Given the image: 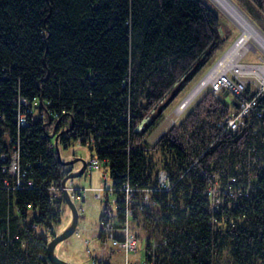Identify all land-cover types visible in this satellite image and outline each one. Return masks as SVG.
I'll use <instances>...</instances> for the list:
<instances>
[{
	"label": "trees",
	"instance_id": "trees-1",
	"mask_svg": "<svg viewBox=\"0 0 264 264\" xmlns=\"http://www.w3.org/2000/svg\"><path fill=\"white\" fill-rule=\"evenodd\" d=\"M250 1L264 8V0ZM227 38L205 0H0V158L20 143L26 183L33 181L17 190L0 171V264H52L49 242L35 230L45 225L56 235L61 212L48 189L68 176L44 123L21 127V98L48 118L72 117L82 144L94 136L114 188L153 189L158 207L132 218L147 259L213 264L230 249L235 264L264 262V117L250 113L239 131L219 137L217 123L233 109L209 89L156 144L145 142ZM152 150L163 153L170 191L154 190L161 171L153 173ZM230 177L238 188L252 185L249 193L214 205L204 195L209 184Z\"/></svg>",
	"mask_w": 264,
	"mask_h": 264
},
{
	"label": "rangeland",
	"instance_id": "rangeland-1",
	"mask_svg": "<svg viewBox=\"0 0 264 264\" xmlns=\"http://www.w3.org/2000/svg\"><path fill=\"white\" fill-rule=\"evenodd\" d=\"M205 1L219 12L223 27H225V32L227 33L228 38L226 42L222 44V46L219 48V50L216 52L215 56L210 60L207 66L203 69L201 74H199L194 79V81L191 82V84L179 95V97H177L173 101V103L166 109L165 114L158 125L147 134L145 142L151 146L156 144V142L162 135H164L171 128L175 127V125L183 121V119L189 114V112H191L195 108L202 95L196 98L191 107L185 110L183 114L182 112H178V107L184 100V98L190 93V91L196 86V84L202 77H204L205 75L207 76L209 72H211V70L219 64V62L227 55V53L234 46V44L242 34L241 28L229 18V16L219 7L215 0ZM232 1L264 32V8H257L250 0ZM238 59H241V61ZM237 60L243 62L246 65L251 63L264 65V51L257 45H251L247 50L243 49V52L240 54L239 58L236 59V61ZM248 81H250L249 83L251 84L253 83L255 87L260 84L258 82V77L256 76H254V78H248ZM209 89H212L210 88V84H208V86L204 90L206 91ZM216 96L222 99L227 104L231 105V108L233 110L236 109V106L233 102V97L230 94L220 92V94ZM62 120H67V123L64 125H66V128L69 129L70 124L68 121L71 122V119L68 120V118H66L65 116L62 118ZM43 123L45 124V128H48L50 132H52V130L56 127V124L51 125V123H48V121H43ZM63 130H65V127L61 128L60 134ZM52 141H54V139H52ZM59 142L62 160L75 161L73 164L65 166V171L68 172V175L79 173L84 166L83 161L87 163V160L91 156L97 155V151L95 149H91L89 146L82 144L81 141L75 139L74 137L69 138L66 143L62 140V138ZM150 155H152L155 160V164L153 165V173L155 174L156 172L162 171V164H164V160L160 159L163 158V153L161 151L156 152V150H152ZM158 162H161L162 164L159 165ZM104 171L105 167L101 170L86 169L82 175L71 177L67 180L69 184L72 181L73 187L77 190L76 197L73 199L71 197L70 198L72 200L73 206L79 212V222L77 229L73 233V235L60 242L54 248L55 254H57V256L67 262H69V260H72L74 256H76L78 258L77 260L82 264H100L101 262H109L110 264H126V254L120 250L119 253H112L111 251L105 252V248H111V243L110 241H106L107 243H104L101 239L103 228L102 215L105 212L106 206L107 210L110 208L113 211H116L117 205L115 199H117L119 196L118 193H114L112 191L114 187V181L111 177L110 169H108V177L105 176ZM103 189H106L108 195L99 197L98 193ZM60 212V222L54 225L53 228V233H55L56 235L65 234L74 222V213L72 207L67 203L66 200L62 201ZM33 217L34 213L33 211H30L28 213L27 223L32 222ZM154 217H157V215ZM135 223L136 222H134V220L132 219L131 224L134 229L137 228L135 226ZM114 225L122 227V225L118 221H115ZM35 231L38 235H44L48 242L55 237L45 225L36 227ZM150 232H152V230H150ZM138 234L141 236L142 241L139 247V260L136 261V264H143L146 257L147 241L145 233L143 231L140 230ZM152 244L155 243L152 242ZM95 258L99 259L98 262L95 260ZM213 264H235L230 253V249H224L223 251L218 252L213 260ZM257 264H264V262L259 261Z\"/></svg>",
	"mask_w": 264,
	"mask_h": 264
},
{
	"label": "built area",
	"instance_id": "built-area-1",
	"mask_svg": "<svg viewBox=\"0 0 264 264\" xmlns=\"http://www.w3.org/2000/svg\"><path fill=\"white\" fill-rule=\"evenodd\" d=\"M239 60L241 61V59ZM240 61L237 60L235 64L229 68L218 69L217 71H222V73H216L213 76V79L211 78V81L209 82L210 88H212L210 89L211 92H213L215 95H219L220 92H227L233 97V101L236 103V109L233 110V112H231L228 117L221 119L217 123V129L220 133L219 137L224 134H234L239 131L240 128L244 125L245 118L250 113H253L258 118L264 117V104L260 101V98L264 94V70H256V63L246 65ZM217 66H215V68L212 70H215ZM254 76L258 77V82L260 84L256 86L255 94L250 95L247 94L248 86L249 84H251L249 83L250 81H248V78H254ZM19 101L21 105L19 106L16 113L19 116L21 127H30L31 121H29V119L32 120V123L38 121H48L49 118L45 114H43L41 110L34 111L32 106L27 102L26 99L21 98ZM77 132L78 129L76 128L72 131V133H64L62 135V140H69V138H72L73 135H77ZM81 139L82 138L80 137L79 141L82 142L83 140ZM84 140L86 146H89L91 149H95L96 142L94 136L90 135L87 138L85 137ZM19 146L20 143L11 150V154L2 155L0 158L1 173L8 174L13 179L14 188L17 190L25 187V184L29 188L33 186L32 179H29V181L26 183L27 169H24L21 165ZM51 148L54 149L53 147ZM197 161L198 160H196L195 163H197ZM107 165L108 163H106V161L101 160L97 155H95L91 156L87 160L86 169L101 170L105 167L104 173L105 176L108 177L109 174ZM64 181L65 178L60 177L59 180L52 182L51 186L48 189L50 198L54 203V206L58 208V210L61 209V203L65 200L64 195L66 189L68 190L69 195L72 199L75 198L77 194V190L73 187V182L71 181L69 184L68 181ZM5 183L9 184L7 180L5 181ZM238 183L241 182L236 177H230L227 185H225V183H221L220 180L215 178L214 181L209 184L204 195L209 197L214 205H224L225 198L237 199L238 193H241L245 196L249 193L250 186L252 185L248 187H245V185H241V188H238V186H236L238 185ZM174 186L175 184H172L169 181L168 174L164 170H162L158 175V182L156 185L157 189L154 188V190L170 191L172 188H174ZM152 190L153 189L149 188H134L127 183L122 188L117 189L113 187L112 189L114 193H118V195L126 205V219L124 222L120 221L118 215V197L117 199H115L117 205L116 211H113L109 208L104 213V217L102 218V232L105 240L110 241L112 249L123 251L126 254V264H136V261L139 260V247L142 241L141 236L132 227L131 220L133 216L138 212L147 210L148 208L158 207V202L156 200H153ZM104 195H108L106 189L100 190L98 196L103 197ZM15 210L18 211V208L15 207ZM115 221H118L122 225V227L115 226ZM151 258H154L153 255H150V260L145 257L143 264H156V260H151Z\"/></svg>",
	"mask_w": 264,
	"mask_h": 264
},
{
	"label": "bare ground",
	"instance_id": "bare-ground-1",
	"mask_svg": "<svg viewBox=\"0 0 264 264\" xmlns=\"http://www.w3.org/2000/svg\"><path fill=\"white\" fill-rule=\"evenodd\" d=\"M215 2L219 5V7L229 16V18L234 21L242 30V34L237 40V42L234 44V46L230 49V51L227 53V55L223 58V60L220 62V64L217 66L215 70H212L207 76L205 75L200 79V81L196 84V86L190 91V93L184 98V100L180 103L178 107V112L181 113L187 109H189L192 105V103L195 101L196 98L202 95V93L205 91L204 89L208 86L209 82L211 81V78L213 79V76L216 73H222L218 72V69H226L231 67L235 64V60L239 58L240 54L244 50H247L248 47L251 45H257L264 51V32L263 30L252 20L248 15H246L232 0H215ZM249 51V50H248ZM239 60V59H238ZM256 70H264V65L257 64L255 67ZM201 74V73H200ZM250 89V92L252 91L253 94H255L256 87L254 84H249L248 90ZM200 94V95H199ZM250 94V93H249ZM68 120L71 119V122H69L70 127L67 129L66 124L67 120H62L63 117H57L54 119L49 118L48 123H51V125L56 124V134L51 137L53 132L55 131V128L50 132L48 128L46 129V132L48 133L50 139H54L52 141L51 147L56 149V143H55V136L59 135L58 139V145L60 144V139L62 138V135L64 133H69L73 131L74 124L72 117L70 118L69 115H65ZM64 116V117H65ZM65 127V130L62 131L60 134L61 128ZM50 147V149H52ZM52 149V150H54ZM60 252V251H59Z\"/></svg>",
	"mask_w": 264,
	"mask_h": 264
},
{
	"label": "water",
	"instance_id": "water-1",
	"mask_svg": "<svg viewBox=\"0 0 264 264\" xmlns=\"http://www.w3.org/2000/svg\"><path fill=\"white\" fill-rule=\"evenodd\" d=\"M56 134V128L55 131L53 132V134L51 135V137H53ZM58 139H59V135L55 136V143H56V152L59 158V161L64 165H71L73 164L75 161L74 160H70V161H64L62 160V156H61V151L58 145ZM78 160V159H76ZM84 162V166L82 168V170L77 173V174H69L66 178L65 181L66 182L69 178L71 177H75V176H79L82 175L84 173V171L86 170V163ZM64 199L67 201V203L72 207L73 213H74V222L72 223L70 229L65 233V234H60V235H55L54 239H52L51 241H49L48 243V257L49 260L52 264H71L69 262L64 261L63 259H61L59 256H57V254H55L54 252V248L62 241L66 240L67 238H69L70 236L73 235V233L76 231L77 226H78V222H79V212L76 210V208L73 206L72 200L70 198V195L68 193V190H65V195H64Z\"/></svg>",
	"mask_w": 264,
	"mask_h": 264
},
{
	"label": "crops",
	"instance_id": "crops-1",
	"mask_svg": "<svg viewBox=\"0 0 264 264\" xmlns=\"http://www.w3.org/2000/svg\"><path fill=\"white\" fill-rule=\"evenodd\" d=\"M101 239H102V241L104 242V243H107L106 242V240H105V238L103 237V232L101 233ZM109 252V251H111L112 253L114 252V253H119V250H114V249H112V248H109V247H107V248H105V252ZM69 258H71V257H69ZM78 258L76 257V256H74V258L72 259V260H69V263H71V264H82L81 262H79L78 260H77ZM64 260V259H63ZM95 260L98 262V258H95ZM65 261V260H64ZM67 262V261H66ZM106 263H108V264H110L109 262H106Z\"/></svg>",
	"mask_w": 264,
	"mask_h": 264
}]
</instances>
